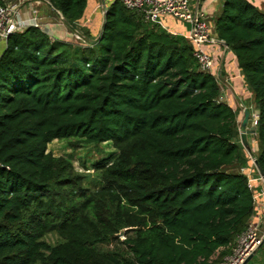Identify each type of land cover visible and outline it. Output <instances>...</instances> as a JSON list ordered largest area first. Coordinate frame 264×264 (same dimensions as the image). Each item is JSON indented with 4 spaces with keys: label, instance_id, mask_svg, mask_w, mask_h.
Here are the masks:
<instances>
[{
    "label": "trees",
    "instance_id": "1",
    "mask_svg": "<svg viewBox=\"0 0 264 264\" xmlns=\"http://www.w3.org/2000/svg\"><path fill=\"white\" fill-rule=\"evenodd\" d=\"M49 1L69 25L88 7V0ZM216 31L254 93L255 159L264 172V12L248 0H225ZM4 44L0 264H217L226 257L254 217V192L247 175L232 170L246 162L237 113L219 101L216 77L200 72L184 37L115 1L93 47L52 41L35 28ZM71 140L120 151L103 173L114 211L84 191L80 207L54 191L75 180L64 177L71 165L49 145ZM52 232L66 241L48 244ZM110 242L129 256L104 250Z\"/></svg>",
    "mask_w": 264,
    "mask_h": 264
},
{
    "label": "rangeland",
    "instance_id": "2",
    "mask_svg": "<svg viewBox=\"0 0 264 264\" xmlns=\"http://www.w3.org/2000/svg\"><path fill=\"white\" fill-rule=\"evenodd\" d=\"M1 1L4 4L10 2H17V0ZM23 1L27 2L28 5L32 0ZM104 2L106 3L107 8L109 7V0H100V8H98L100 13H96L91 22H89L90 19L86 18L85 20L80 23H77L76 25H69L65 20H63V18H61L60 14H58L51 8L43 14V17H46L47 19L45 20L44 18L45 22L49 23V25H52L51 27L55 32L56 40L71 43L81 47H93L98 42V39L102 32V26L104 23V16L106 12V9L102 8ZM47 13L50 14L52 23L48 21ZM85 17L89 16L85 15ZM175 24L180 25L181 23L172 19L171 21H169L168 26H171L172 28L175 26ZM76 33L81 37V41L75 37ZM237 141L242 144L240 131L239 136L237 137ZM249 146L251 148L250 152H248V150L243 146V153L244 157L246 158L245 164L241 163L240 166H237L235 167V169L232 170L241 171L245 175H247L249 180H255L254 192L257 193L262 190V182L260 180L261 175L259 174L258 169L254 163V161L256 160L255 156L258 151V145L256 144V142H251L249 143ZM49 151H51L56 157L65 159L71 165V168H69L65 172L64 177L74 179V185L72 187H65L63 190H60L58 187H54V191L59 190L61 192V197L64 199L65 202L70 203V201H74L77 206L80 207L85 201L81 198L83 197L84 191V195L87 194L91 197L95 196V199L99 200L100 202H102L103 200V202L106 204V210H115L113 201L116 196H114L112 194V191H110V189H112L111 184L103 178V173L105 172V170H107V168L110 167L120 156V151L115 148L113 143H105L99 146L85 144L76 146V140L54 141L49 145ZM73 193L74 197L72 195ZM262 200L260 201V203H264V201ZM256 206H258V208L255 209V214L259 211V209L262 210L263 208L264 210V205L259 208V203H256ZM86 211L88 210H85V213ZM262 215L264 216V211ZM106 216H108V214ZM256 223L259 224V229L263 233V220L259 219L258 222L256 220ZM127 230L128 229H124L121 231L123 233V236L120 238H124V235ZM45 240L48 244L54 246L65 242L66 238L63 234L52 232L46 236ZM236 244L237 240L233 247L229 249L228 254L223 260L219 261L218 256L214 259L217 264H229V262L231 261L230 257L233 253V249L235 248ZM102 248H104V250L106 251H119L125 256H129V251L120 242H110L105 245H102ZM256 255L257 256L253 260V263L264 264V246L261 250H259Z\"/></svg>",
    "mask_w": 264,
    "mask_h": 264
},
{
    "label": "built area",
    "instance_id": "3",
    "mask_svg": "<svg viewBox=\"0 0 264 264\" xmlns=\"http://www.w3.org/2000/svg\"><path fill=\"white\" fill-rule=\"evenodd\" d=\"M115 1L120 2L129 11L138 12L145 22L158 25L171 35L184 37L192 45L193 55L200 72L211 74L217 79L215 60L208 47L223 44L222 52L226 54L228 46L212 35L208 21L195 6L196 3L203 0H109V5ZM43 7L53 9L49 0H32L28 5L23 0L5 4L0 0V42L6 43L12 35L29 28L38 29L55 41L52 25L44 20ZM102 8L107 10L105 2ZM167 18L188 25L189 31L182 35L174 33L165 26L164 21ZM75 37L81 41V37L77 33ZM252 119L253 126L258 127V112H253ZM260 180L262 190L257 193L254 192L255 180H249V185L254 192L255 209L258 208L256 203H260L264 199V180L262 177ZM253 219L254 217L247 229L238 237L229 264H244L248 257L262 245L264 232L260 231L259 224H255Z\"/></svg>",
    "mask_w": 264,
    "mask_h": 264
},
{
    "label": "crops",
    "instance_id": "4",
    "mask_svg": "<svg viewBox=\"0 0 264 264\" xmlns=\"http://www.w3.org/2000/svg\"><path fill=\"white\" fill-rule=\"evenodd\" d=\"M99 1L100 0H88V7L85 15L89 17L84 16L83 20L87 18L90 19L89 22H91L95 14L100 13L98 10L100 6ZM224 1L225 0H203L202 2L195 4L201 14L204 16V18L208 21L211 28V33L215 38H218L216 31V21L222 13ZM248 1L254 6H256L260 11L264 12V0ZM48 10H50V8L43 7V14L46 13ZM57 13L59 14V12ZM47 14L48 21L52 23L50 14ZM44 18L45 20H47L46 17ZM171 20L172 19L167 18L164 23L165 26L171 29V31H173L174 33L182 35L189 31V26L182 23L180 25L175 24V26L171 28V26H168L169 21ZM5 48L6 44H4V42H0V57L3 54ZM223 48V44L208 47V50L214 58L216 64L217 81L221 90L219 101L229 105L237 113L239 131L240 133H242L246 130H249L253 126V112H258L256 100L252 89L248 85L246 78L244 77L239 67L234 52L228 47V52L224 54L222 52ZM246 112H250V119L247 128H244L243 121L245 119ZM247 138L248 143L256 142L257 144V140L254 135H248ZM263 205V202L259 203V208ZM263 211L264 210L262 208V210L259 209V211L254 214L255 218L253 219V222H255V224L256 220L258 222L259 219H262L264 223V216L262 215Z\"/></svg>",
    "mask_w": 264,
    "mask_h": 264
},
{
    "label": "water",
    "instance_id": "5",
    "mask_svg": "<svg viewBox=\"0 0 264 264\" xmlns=\"http://www.w3.org/2000/svg\"><path fill=\"white\" fill-rule=\"evenodd\" d=\"M60 14V13H59ZM60 16L62 17V15L60 14ZM225 44V43H224ZM226 46H228L227 44H225ZM249 119H250V112H246L245 113V119L243 121V127L244 128H247V125H248V122H249ZM260 132V129L257 127V126H252L249 130H246L244 132L241 133V142H242V145L248 150V151H251V148L249 146V143H248V135H254L255 137H257V135L259 134ZM255 165L258 169V172L259 174L261 175L262 179L264 180V172L263 170L260 168V165L258 163L257 160H255ZM119 237H122L123 236V233L121 232V234L118 235ZM264 245V238H263V241H262V245L254 252L252 253L248 259L245 261L244 264H248L253 258L254 256L259 252V250L263 247Z\"/></svg>",
    "mask_w": 264,
    "mask_h": 264
}]
</instances>
